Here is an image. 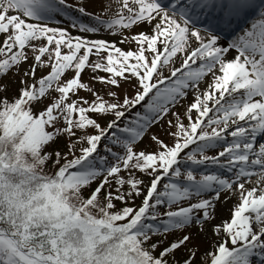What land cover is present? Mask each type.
<instances>
[{"label":"snow or ice","instance_id":"1","mask_svg":"<svg viewBox=\"0 0 264 264\" xmlns=\"http://www.w3.org/2000/svg\"><path fill=\"white\" fill-rule=\"evenodd\" d=\"M260 137L255 0H0V264H264Z\"/></svg>","mask_w":264,"mask_h":264},{"label":"rangeland","instance_id":"2","mask_svg":"<svg viewBox=\"0 0 264 264\" xmlns=\"http://www.w3.org/2000/svg\"><path fill=\"white\" fill-rule=\"evenodd\" d=\"M76 2H78V0H73V3H76ZM105 2L107 3L108 0H105ZM262 6H264V3H263ZM89 10L91 11L92 9L90 8ZM259 10H260V9H259ZM258 13H259V12H258ZM258 13L256 14V17L253 18V20L257 18ZM65 19H67V17H65ZM253 20L249 21V23L245 24L243 27H245V26H249ZM243 27H242V28H243ZM240 29H241V28L237 29L236 26L232 27V29H231V34L233 33V31H235V32H239ZM231 34H230L229 36H225V34H224V37L221 38V39H222V40H224V39H228V40H230V39L232 38V35H231ZM122 47H124L125 49H128V48H131V47H134V46H133V45H122ZM177 66H179V65H177ZM44 71L46 72L47 69H45ZM42 74H44V73H42V72H40V71L38 70L37 75L39 76V75H42ZM165 74L167 75V74H169V73L166 71ZM89 76H90V73L86 71L84 74H82V79H83L84 81H88V80H89ZM97 87H100V85L97 84ZM14 89H15V86H13V91H14ZM120 91H121L122 94H124L125 91H127L128 94H131L134 90H133L128 84H124L123 87L120 89ZM80 95L83 96V95H86V93H84L83 91H81ZM189 95H190V94H189ZM191 99H192V97L189 96V97H188V101L191 102ZM180 111L182 112L183 109H180ZM152 134H156V135L162 137L163 139H165L166 141L169 140V137L165 134V132H164L159 126H157V127H155V128H153V129L150 130V132L148 133V136H146V137L144 138L143 143L140 145L141 147H143V148H147L149 151H151V150L154 148V145H153L152 141L149 139V137H150ZM260 142L263 143L262 137H260ZM59 148H60L61 150H66V149L64 148V144H63V142H61V143L59 144ZM137 203H139V201H137ZM218 206H219V205H218ZM217 213H218V217H217L218 219H219L220 217H227V216H229V209H228L226 212H224V211H223V208L220 209V208L218 207V208H217ZM202 239H203L204 242H203V246H202L201 251H203L204 249H206V248L208 247L209 243H211V241L214 240L215 237L212 236L211 233H209V235H208L207 238H202ZM184 254H185V252L182 250V251H180V252L177 253V256H178V257H182V256H184ZM252 261H253V264H258V258H257V257H253V258H252ZM196 264H202V261L199 259V257H198L197 260H196Z\"/></svg>","mask_w":264,"mask_h":264},{"label":"bare ground","instance_id":"3","mask_svg":"<svg viewBox=\"0 0 264 264\" xmlns=\"http://www.w3.org/2000/svg\"><path fill=\"white\" fill-rule=\"evenodd\" d=\"M225 35H227V34H225ZM189 96L191 97V93H190ZM232 203H233L232 201H228V202L225 203V204H220L218 207H219L220 209L223 208V211L226 212V211L231 207Z\"/></svg>","mask_w":264,"mask_h":264}]
</instances>
